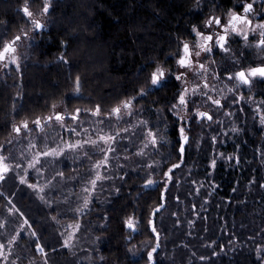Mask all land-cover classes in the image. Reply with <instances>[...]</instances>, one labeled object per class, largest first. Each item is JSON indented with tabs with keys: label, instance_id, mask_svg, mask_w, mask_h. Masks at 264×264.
I'll use <instances>...</instances> for the list:
<instances>
[{
	"label": "trees",
	"instance_id": "16d2710c",
	"mask_svg": "<svg viewBox=\"0 0 264 264\" xmlns=\"http://www.w3.org/2000/svg\"><path fill=\"white\" fill-rule=\"evenodd\" d=\"M21 2L22 0H0V32L5 27L10 29L9 35L15 32L21 23L17 10ZM195 3L196 0H58L53 13L54 23L45 28L26 50L27 59L22 60L21 71L13 68L5 74V81L0 83V144L11 139L13 122L50 114L52 103L61 104L65 94L73 87L68 79L69 74H79L82 77L85 97L83 100L73 99L69 110L88 107L89 96L92 102H102L105 109L109 108L118 95L130 90L131 82L136 79L137 69L143 67L145 61L149 58L164 60L166 54L175 49L176 32L185 30L195 21ZM35 6L34 4L33 7ZM61 39L70 41L66 51L72 60L71 67L56 59L65 50L59 45ZM17 91L22 93V99L16 97ZM173 91L174 89L162 90L158 96L149 97V100H159L153 111H159L161 117L164 116L161 110L169 103ZM254 91L256 99H260L264 95V84L255 85ZM20 103L24 107L17 114L14 106L19 108ZM140 104L145 105V101H140ZM145 106L152 108L151 104ZM144 118L155 123L158 117L149 116L146 112ZM221 119L227 127L228 139L225 141L221 135L215 151H223L226 155L238 154L242 163L239 168H235L220 161L215 170L206 172L208 159L214 155L210 137L215 133L208 131V123L193 124L190 133L193 142L188 148L187 162L175 172L177 183L172 186L173 196L181 194L180 202L177 204L169 197L168 206L156 217L158 223L162 222L158 256L160 264H259L256 245L264 247V189L258 186L259 181L264 180V128L260 126L258 119L253 121L250 112L247 119L244 113H239L238 118H235L237 126L242 129L238 134L230 130L233 117ZM167 124V128L163 124L159 127L171 139L174 125L170 118ZM124 126L126 125H121ZM59 134L63 135L62 131ZM55 138L58 139L56 136ZM134 143L136 147H143L139 140ZM236 143L241 144L238 152H234ZM14 144L15 140H12L7 152ZM200 144H203V148L197 151ZM136 147L131 150L136 151ZM168 151L171 149L167 145L160 149L161 154ZM155 158L158 159L159 156ZM175 159L174 156L171 162H175ZM121 162L122 160L117 161ZM89 166L87 161L83 165H72L70 157L59 164L49 163L44 181L53 178L62 194L56 196L53 193L61 204L56 212L50 211L39 200L35 191L19 185L15 179L17 170L13 171L6 182H0V192L6 197L15 192L16 206L35 221L34 228L41 242L48 245V264H133L139 257L128 252L129 243L125 237L130 232L120 227L121 220L132 214L133 209L124 205L132 202L137 209L143 206L146 223L147 212L155 207L160 192L157 187L144 188L137 200L143 181L136 176L127 181L119 198L114 193L109 195L107 191L97 193L98 203L92 206L93 210L82 218L76 217L81 220L82 228L78 239L73 241V247L63 248L57 243L60 236L57 229H63L73 222V214L59 216V223L52 221L51 216L65 211L66 202L62 196L68 195V190L73 188L75 182L59 181L55 173L63 169L64 176L71 177L83 173ZM132 167L134 165L129 160L127 168ZM189 173L191 179L198 181L197 185L189 187ZM254 177L255 180L250 185L249 180ZM213 179L218 185L215 190L210 187ZM115 183L119 184V179ZM200 184H203V189L197 194L196 188ZM130 185L135 186L129 187ZM233 188L236 189L235 192L232 191ZM80 190L79 187L75 188L76 192ZM190 192L192 195H189ZM209 193L213 194L208 195ZM6 203L5 198H0V221L8 222L7 228L0 224V236L16 235L21 221L19 213L9 214L5 208ZM193 203L197 205L199 217L191 215ZM67 206L72 209L78 206L75 196L70 197ZM105 211L111 219L101 223ZM176 211L182 221L180 225L175 223L176 217L170 215ZM205 215L208 217L206 221ZM188 220H192L193 225L190 226ZM140 228L139 234L131 233L134 237L131 244L140 247L141 243H154L149 240L143 225ZM205 228L208 229L207 232L204 231ZM23 232V238L14 243L12 254H9L7 248L9 260L5 264H11L21 252L24 256L21 264H45L44 253L36 252L34 245L30 246V240L35 238L30 237L29 230L24 229ZM96 237L100 239L96 240ZM60 239L62 241V237ZM230 239L231 245L228 244ZM213 240L217 244L212 248L207 247ZM219 244L225 245L223 252H219ZM213 250L219 253L215 257L211 256ZM193 252L196 253L195 256L192 255ZM200 255L209 257V260L200 261Z\"/></svg>",
	"mask_w": 264,
	"mask_h": 264
},
{
	"label": "snow or ice",
	"instance_id": "6c2138e0",
	"mask_svg": "<svg viewBox=\"0 0 264 264\" xmlns=\"http://www.w3.org/2000/svg\"><path fill=\"white\" fill-rule=\"evenodd\" d=\"M258 3L264 5V0H258ZM57 6L58 0H39V3L37 0H22L17 9L21 23L15 32L9 35L10 29L7 27L0 32V70L7 74L14 66L15 71H21V60L27 59V56L22 54L20 49L29 48L28 42L41 35L45 28L54 23L53 13ZM194 8L200 14H203L204 9H208V13L197 23H192L185 30L176 32L174 37L176 47L166 54L164 60L149 58L145 61L143 67L137 69V76L131 82L130 90L118 95L109 108L105 109L102 102H92L89 96L88 107H75L69 110L73 99H85L82 77L79 74L75 76L69 74L68 79L73 87L61 101L63 107L54 102L51 104V114L36 115L34 118L12 123L11 131L17 138H22L24 133H31L37 129L43 131L50 126H58L62 133L66 134L67 138L57 134L58 140L45 134L44 150L35 151L31 159H27L23 174L17 172L15 177L21 187L35 190L39 200L47 205L50 211L56 212L61 207L60 201L52 193L55 192L56 196L62 194L52 180H45L44 184L35 183L33 175L39 180L43 178L50 162L59 164L69 157L72 165H83L85 161L90 165L83 173L71 177H65L63 169L55 173L59 181L75 182L73 188L68 190V195L62 196L66 202L65 211L51 216L52 221L59 223V216L73 214V222L68 223L66 230L57 238V243L61 247L74 246L73 241L78 239L82 228L81 220L76 217L82 218L93 210L92 206L98 203V192L103 194L107 191L109 195L114 193L119 198L127 181L136 176L143 181L140 185L141 192L136 199L139 200L144 188L155 185L160 189L158 201L155 207L147 212L146 223L143 206L137 209L132 202L125 204L124 207H132L133 212L121 220L120 227L130 232L125 237L129 243L128 252L139 257L138 260L133 261V264H141V261L143 264H160L158 256L162 222L158 223L156 217L168 206L169 197L177 204L180 202L181 194L177 193L173 196L172 186L177 183L174 178L175 172L187 162L188 148L193 142L190 136L193 124L203 125L207 122L208 131L215 133L210 137V146L214 155L208 159L206 172L215 170L220 161L235 168H239L242 163L238 154L226 155L223 151H215L221 135L224 136L225 141L228 139V130L224 120L220 118L221 115L225 118H234L231 121L232 133L238 134L242 130L237 126L235 119L238 118L239 113H244L247 119L250 112L253 121L258 119L260 126L264 127V95L257 100L254 91L256 84L264 83V9L257 7V0H236L235 3H230V0H196ZM69 43L67 39L59 40V45L65 50L56 59L63 65L71 67L72 60L66 51ZM253 52L255 56H252ZM217 56L221 57L219 61L216 59ZM165 64L169 66L165 67ZM168 89L174 91L169 103L161 110L164 113L161 117L159 111H153L159 100H149V97L158 96L162 90ZM246 93L250 94L245 95ZM218 95L222 98H218ZM16 97L22 99V93L17 91ZM140 101H145V105L151 104L152 108L140 104ZM23 107L20 103L19 108L14 106V111L18 114ZM146 112L149 116L158 117L155 123L151 119L144 118ZM169 118L174 125L171 139L168 138V133L159 127L163 124L167 128ZM121 125L126 126L121 127ZM32 139L37 143H30L29 147L38 148V138L32 137ZM136 140H139L143 147H136L134 143ZM11 143L12 140L9 139L5 144H0V149L7 151ZM166 145L171 151L161 154L160 149L165 148ZM133 147H136V151L131 150ZM240 147L241 144L236 143L234 152H238ZM202 148L203 144H200L197 151ZM157 156L158 159L155 158ZM174 156L175 162H171ZM121 160V163H117ZM129 160L134 167L127 168ZM15 161L16 157L11 153L7 156L0 155V182H6L14 170L22 168V164ZM117 178L119 184L115 183ZM207 178L206 175L205 179ZM187 179H191V173L188 174ZM254 180L255 177L249 180V184H253ZM197 183V180L191 179L189 187ZM258 186L264 189V180L259 181ZM76 187L81 191L76 192ZM210 187L213 190L218 187L214 179ZM202 189L203 184H200L196 188L197 194ZM232 191L235 192L236 189L233 188ZM189 195L192 193L190 192ZM15 196V192L11 193L10 197L0 192V198L7 200L5 208L8 212L12 215L19 213L21 218L16 235H12L6 244L0 243V264H5L9 260L5 248L7 247L9 254H12L13 245L18 239L23 238L24 229L29 230L30 237L35 238L30 240V246L34 245L36 252L44 253L45 264H48L46 252L48 245L41 242L34 228L35 221L16 206ZM72 196H75L78 202L75 209L67 206ZM170 215L176 217L177 225L182 223L178 218V211L171 212ZM191 215L200 216L195 203L191 205ZM110 219L108 212L105 211L101 223ZM207 219L205 215L204 220ZM187 223L193 225L192 220H188ZM141 225L143 230L148 232L149 240L154 243H141L140 247H136L131 244L134 238L131 233L139 234ZM2 226L7 228L8 222L5 221ZM204 231L207 232L208 229L205 228ZM189 235L192 233L189 232ZM99 239L100 237H96V240ZM216 244L217 241L213 240L207 247L212 248ZM228 244H232L231 239ZM224 250L225 245L219 244V252ZM218 254L216 250L211 252L212 257ZM192 255L195 256L196 253L193 252ZM256 255L260 258L259 264H264V247L260 244L256 245ZM23 258L21 252L11 264H21ZM199 260L208 261L209 257L200 255Z\"/></svg>",
	"mask_w": 264,
	"mask_h": 264
},
{
	"label": "rangeland",
	"instance_id": "374dc122",
	"mask_svg": "<svg viewBox=\"0 0 264 264\" xmlns=\"http://www.w3.org/2000/svg\"><path fill=\"white\" fill-rule=\"evenodd\" d=\"M261 9V8H260ZM34 43V39L33 40H31V41H29L28 42V44L31 46L32 44ZM235 47H239V45H235ZM29 48H21L20 49V52L22 53V54H24L25 55V52H26V50H28ZM252 56H255V52H253L252 53ZM23 60V59H22ZM22 60H21V62H22ZM218 60V59H217ZM13 68H14V66H13ZM5 72L4 71H2V70H0V83L1 82H4L5 81ZM259 84H264V83H258V84H256V85H259ZM248 94H250V93H246L245 95H248ZM218 98H222V97H220L219 95H218ZM257 100H259V99H257ZM60 105V107H63V105L62 104H59ZM205 110H207V109H205ZM52 112V111H51ZM51 114V113H50ZM221 118H225V117H223L222 115H221ZM205 123H207V122H205ZM264 128V127H263ZM57 130V131H55V130ZM231 130V129H230ZM37 132L36 133H33V132H31V133H24L23 134V136H22V138H17L16 137V134L15 133H12V135H11V139L12 140H15V144L13 145V147L12 148H10L9 149V151L7 152L6 151V153L4 152V150L3 149H0V155H5V156H7V155H9V153H11L14 157H16V161L15 162H17V163H21L22 164V168L21 169H19V170H17L15 173L17 174V172L19 173V174H23V167H26L27 166V159H31V156L34 154V152L35 151H37V150H44L43 149V142H44V137H45V134H47L49 137H51V138H55V136L59 139V137H58V135L57 134H59V131L61 132L62 130L58 127V126H56V127H49V128H47V129H44L43 131H41V130H39V129H37L36 130ZM54 133H57V134H54ZM64 136H65V138H67L66 137V134H63ZM14 137H15V139H14ZM32 137H37L38 138V140H39V147L38 148H36V149H34V148H31V147H29V144L30 143H37V141L36 140H33L32 139ZM57 139V140H58ZM3 144H5V143H3ZM139 145H140V143H139ZM25 160V161H24ZM10 164L12 163V161H8ZM15 171V170H14ZM47 172V171H46ZM46 172H45V174L44 175H46ZM33 176H35V175H33ZM34 178H36V177H34ZM49 180H52L53 181V178H51V179H49ZM117 180H118V178H117ZM33 182H35V183H40V184H44L45 183V181H44V176H43V178H41V179H39V180H37V179H33ZM53 183H54V181H53ZM154 187H156L155 185H153V186H150L149 188H154ZM31 191H35V190H31ZM81 191V190H80ZM54 193V192H53ZM53 193H52V195H53ZM9 214H11V213H9ZM12 215V214H11ZM4 223H5V221H0V224L1 225H4ZM59 232H58V235H60V233L61 232H63V231H65L66 230V227H64L63 229H57ZM11 236H12V234H8V235H2V236H0V243H7V240L8 239H10L11 238ZM5 254H8V252H7V247L5 248Z\"/></svg>",
	"mask_w": 264,
	"mask_h": 264
},
{
	"label": "flooded vegetation",
	"instance_id": "af4514ba",
	"mask_svg": "<svg viewBox=\"0 0 264 264\" xmlns=\"http://www.w3.org/2000/svg\"><path fill=\"white\" fill-rule=\"evenodd\" d=\"M236 2V0H230V3H235ZM257 7L260 9H264V5H260L259 3H258V0H257ZM207 13H208V9H204V12H203V14H200L197 10H196V14H197V16H196V18H195V21H194V23H197L198 22V20H200V19H202L203 18V15H207ZM234 47H235V45H234ZM216 59H218L217 61H219L220 59H221V57H219V56H217L216 57ZM169 65L167 64V65H165V67H168ZM230 86V85H229ZM227 90L225 89V92H226ZM230 95V94H229Z\"/></svg>",
	"mask_w": 264,
	"mask_h": 264
}]
</instances>
